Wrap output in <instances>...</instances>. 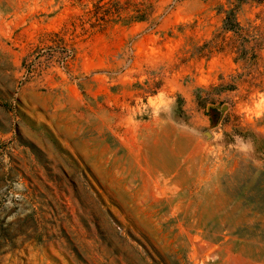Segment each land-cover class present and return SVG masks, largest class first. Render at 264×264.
<instances>
[{
    "label": "rangeland",
    "instance_id": "rangeland-1",
    "mask_svg": "<svg viewBox=\"0 0 264 264\" xmlns=\"http://www.w3.org/2000/svg\"><path fill=\"white\" fill-rule=\"evenodd\" d=\"M0 264H264V0H0Z\"/></svg>",
    "mask_w": 264,
    "mask_h": 264
}]
</instances>
